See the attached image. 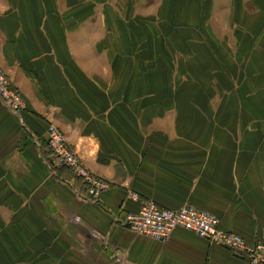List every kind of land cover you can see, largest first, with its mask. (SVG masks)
Wrapping results in <instances>:
<instances>
[{
    "label": "crops",
    "instance_id": "0c3cea01",
    "mask_svg": "<svg viewBox=\"0 0 264 264\" xmlns=\"http://www.w3.org/2000/svg\"><path fill=\"white\" fill-rule=\"evenodd\" d=\"M143 1L145 17L166 23L147 22L144 56L166 34L180 52L191 50L182 56L192 63L216 56L211 41L232 47V40L238 53L254 49L245 59L264 62V0ZM128 31L110 0H0V70L26 104L15 114L0 102V264H249L185 231L164 243L131 232L126 217L139 211L132 194L164 209L207 210L249 243L264 238V117L245 116L264 114V106L225 104L232 91L223 90L224 104L204 103L211 132L198 142L176 133L139 137L146 120L150 130L174 131L185 103H168L177 92L153 86L178 78L165 73L145 76L137 97ZM52 125L88 173L109 185L100 199L88 197L74 169L52 165Z\"/></svg>",
    "mask_w": 264,
    "mask_h": 264
},
{
    "label": "rangeland",
    "instance_id": "374dc122",
    "mask_svg": "<svg viewBox=\"0 0 264 264\" xmlns=\"http://www.w3.org/2000/svg\"><path fill=\"white\" fill-rule=\"evenodd\" d=\"M155 1H153V3ZM110 3L111 8L121 25L126 27V30L128 28L131 29V33L128 31L126 35L129 40L131 52V47H135V51L132 56L133 63L128 66V72L131 75H136V79L139 80L136 82V84L139 85L137 97L142 98L144 96L143 86L145 76L149 78L150 75L152 76L154 74L159 75L165 73L166 75L169 74L171 79H174L177 75L178 78L174 81H170L168 78L169 81L165 79V81L153 82V86L157 87L158 84L159 88V86L162 85L165 95L167 91L168 94L171 91L177 92L175 97H173L172 92L167 96L169 97L168 103H171L172 101L173 103L175 101H184L185 103V105H182L184 113H181L179 118L176 120V123H174V125L176 124L174 131L166 130L165 132L158 129L150 130L147 123L148 120H146V128L141 127L138 131L139 137L164 138L173 137L176 133L177 137L195 138L196 142H198L199 138H204L207 136L208 132H211L209 131V126L207 127L206 122L207 118L211 114L206 113L204 103L205 101H209L211 106L216 107L219 104H224L226 98L223 97V94L221 93L223 90L232 91L231 99H228L225 104L243 106L253 109V111H255V108L257 107L264 106V62L256 63L258 58L253 60L250 58L245 59V57L241 55L249 54L254 49H250L249 51H240L238 53L237 46H239V43L234 42V40H232V47L231 44L227 42L224 43V45H217L218 43L210 40L211 43H213V47L216 49L213 50L216 56L205 58L200 54V57L195 56L193 58L194 63H192V60L182 56L184 51L185 53L187 52L191 54V50H183L184 47H182L180 52L175 48L174 43L176 41L169 38L167 39V37L171 35L164 34L157 35V38L153 42L155 45V48H152L153 56H150L149 53L147 56H144V29L147 26V22L148 25L154 29H157V26L159 25L162 27L166 26V23L160 21L156 16H154V14L152 15V18H147V16L145 17L143 12V0H110ZM254 20L257 21L256 19ZM186 21L187 20H185V22ZM254 26L255 25H253V27ZM171 27H174V25H171ZM180 27H186V25L182 23ZM208 36L211 37V35ZM188 40L189 39H185V42H188ZM257 57H259V51ZM180 61H182L183 64H181ZM247 62H249V64H247ZM124 67L125 66L121 67L122 70L119 74L120 81L125 78L122 76L125 73ZM3 73L9 80V76L5 72ZM180 74L185 76L184 81H178ZM187 77H194L199 80L191 79L190 81ZM224 77L226 78V81L222 80ZM10 83L13 85L12 81H10ZM105 87L108 86L105 85ZM15 89L21 93L17 87H15ZM207 90H209L208 96L213 92L210 99H206ZM234 94L237 96H234ZM247 94H249L250 97L246 96ZM138 103H142V101L139 100ZM137 105L140 106L139 104ZM245 116L250 117V120L252 121H259L264 117V114L250 113ZM173 122H175V120H173ZM156 123L160 124L161 120L158 119L156 122L153 121L151 125ZM54 127H56L64 135L65 139H67L63 131L57 125ZM74 174L76 173L74 172ZM9 264H12L10 263V260Z\"/></svg>",
    "mask_w": 264,
    "mask_h": 264
},
{
    "label": "built area",
    "instance_id": "2783aa9c",
    "mask_svg": "<svg viewBox=\"0 0 264 264\" xmlns=\"http://www.w3.org/2000/svg\"><path fill=\"white\" fill-rule=\"evenodd\" d=\"M0 101L11 112L17 114L26 110L22 94L12 87L10 81L0 70ZM47 145L54 167L68 166L82 178L88 187L91 200L100 199L109 185L102 179L91 176L80 163L76 152L64 135L54 126L49 128ZM133 201L139 203V211L129 214L126 227L131 232L164 243L176 231L192 233L211 246H218L240 257H246L249 264H264V238L249 243L241 235L222 228L221 218L207 210L186 205L177 210L161 208L157 203L132 194Z\"/></svg>",
    "mask_w": 264,
    "mask_h": 264
}]
</instances>
